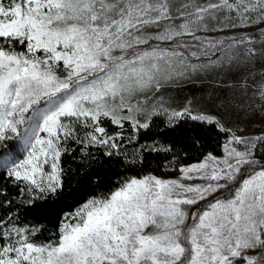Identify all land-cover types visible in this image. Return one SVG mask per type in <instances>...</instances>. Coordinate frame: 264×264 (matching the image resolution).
<instances>
[{
  "label": "snow or ice",
  "instance_id": "6c2138e0",
  "mask_svg": "<svg viewBox=\"0 0 264 264\" xmlns=\"http://www.w3.org/2000/svg\"><path fill=\"white\" fill-rule=\"evenodd\" d=\"M0 264H264V0H0Z\"/></svg>",
  "mask_w": 264,
  "mask_h": 264
},
{
  "label": "trees",
  "instance_id": "16d2710c",
  "mask_svg": "<svg viewBox=\"0 0 264 264\" xmlns=\"http://www.w3.org/2000/svg\"><path fill=\"white\" fill-rule=\"evenodd\" d=\"M163 117L156 118V124L160 125L163 122ZM192 121L185 120L181 122V127L191 126ZM155 134V130L152 132L141 133L140 139H149ZM212 139V143L209 144V150L215 149L216 141L212 138L210 133L207 137ZM129 152L134 150V145H127ZM77 153H73L75 156ZM190 162V161H189ZM63 163L69 174L65 177L63 193L55 201L51 202L50 210L45 213L43 211H30L26 214L27 219L40 220L46 223L50 229L54 230L53 226L56 224L58 219L57 213L61 211L71 210L79 204H82L89 195L94 192L102 191L109 186V177L112 175V168L110 167L107 160H105L104 166L97 167V162H92V167L87 169L84 165L73 160L72 156L65 155L63 157ZM106 173V175H105ZM103 177L102 183L98 188H94L92 185L91 177ZM10 192L13 189H9ZM47 236V233H45Z\"/></svg>",
  "mask_w": 264,
  "mask_h": 264
},
{
  "label": "rangeland",
  "instance_id": "374dc122",
  "mask_svg": "<svg viewBox=\"0 0 264 264\" xmlns=\"http://www.w3.org/2000/svg\"><path fill=\"white\" fill-rule=\"evenodd\" d=\"M260 77H257V80H259ZM251 82V81H250ZM207 85L205 84L204 87H206ZM201 89L197 88L196 86H190L187 88H184L183 90L180 91H171L169 90V93H167L166 95L170 94L173 97V103H172V107L174 108H181L183 107L185 100L192 96V95H198L199 91ZM257 103H259V101L257 100ZM15 144V142H10L9 143V147H13V145Z\"/></svg>",
  "mask_w": 264,
  "mask_h": 264
}]
</instances>
